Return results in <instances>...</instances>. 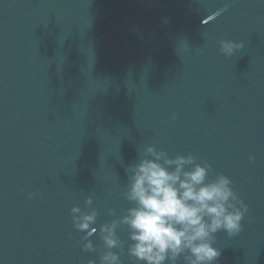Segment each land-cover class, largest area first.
<instances>
[{
	"label": "water",
	"instance_id": "95a60500",
	"mask_svg": "<svg viewBox=\"0 0 264 264\" xmlns=\"http://www.w3.org/2000/svg\"><path fill=\"white\" fill-rule=\"evenodd\" d=\"M149 148L229 180L215 264H264V0H0V264H145L123 221Z\"/></svg>",
	"mask_w": 264,
	"mask_h": 264
},
{
	"label": "clouds",
	"instance_id": "9594fccd",
	"mask_svg": "<svg viewBox=\"0 0 264 264\" xmlns=\"http://www.w3.org/2000/svg\"><path fill=\"white\" fill-rule=\"evenodd\" d=\"M231 42H222L221 51L231 55ZM148 153L155 161L164 160V167L154 160H144L134 170L128 199L136 202L124 223L132 231L135 242L129 254L145 264H164L166 259L175 258L187 249L194 259L189 264H215L220 252L207 240L211 233L223 228L234 234L240 228L242 213L229 203L235 199L229 187V180L220 177L214 183H206L207 169L196 165L186 171V165L194 163L192 157H177L169 160L163 153L149 148ZM251 160L252 157H249ZM229 209H233L229 211ZM79 213L78 208L73 209ZM95 212L75 217V227L86 231L95 220ZM114 225L105 226L102 231L105 244L115 247ZM95 231V229H93ZM91 245L86 246L90 250ZM103 264H117L118 257L109 253L102 258Z\"/></svg>",
	"mask_w": 264,
	"mask_h": 264
}]
</instances>
